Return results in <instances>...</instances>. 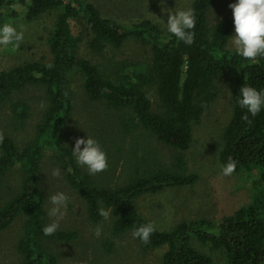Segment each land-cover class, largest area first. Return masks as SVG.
Wrapping results in <instances>:
<instances>
[{"label": "trees", "instance_id": "obj_1", "mask_svg": "<svg viewBox=\"0 0 264 264\" xmlns=\"http://www.w3.org/2000/svg\"><path fill=\"white\" fill-rule=\"evenodd\" d=\"M213 1L189 2L196 27L191 30L193 43L186 44L151 19L125 25L103 16L88 0L27 4L0 0V26L17 18L29 23L56 13L45 38L49 56L0 71V109L9 111L11 132L25 134L21 140L6 134L0 143V232L23 218L15 246L21 258L18 264H59L48 243L78 238L75 231L63 228L50 236L43 233L51 223L47 208L51 188L41 179L47 151L61 168L67 187L84 201L90 222L104 219L101 208L112 209L110 236L118 237L148 223L136 208L137 197L198 181L185 153L193 143V127L211 114L222 94L227 95L228 118L215 159L225 166L231 158L236 161L235 172L253 173L249 201L219 220L201 217L170 230L155 227L149 243L136 238L137 244L143 251L164 246L161 264H214L210 254L193 246L192 239L210 251H222L226 264H264V106L255 117L248 114L243 120L247 110L238 103L243 85L264 91V57L253 62L228 47L234 19L208 25ZM18 5L23 7L21 14L15 10ZM76 23L81 26L79 33L73 31ZM84 38L89 57L80 53ZM41 39L37 36V41ZM128 43L140 47L141 54H114ZM31 87L37 88L39 106L32 129L27 127L35 109L27 96ZM77 100L95 113L94 120H73L74 111L80 110ZM73 124L99 142L108 156L107 170L92 175L76 162L74 141L66 143ZM12 171L17 174L13 187L4 180ZM110 239L101 244L108 253L114 247Z\"/></svg>", "mask_w": 264, "mask_h": 264}, {"label": "rangeland", "instance_id": "obj_2", "mask_svg": "<svg viewBox=\"0 0 264 264\" xmlns=\"http://www.w3.org/2000/svg\"><path fill=\"white\" fill-rule=\"evenodd\" d=\"M29 1L31 0H25L26 4ZM88 1L97 7L103 16L114 18L125 25H131L133 22L147 18L158 23L163 30H167L168 13L165 11L186 9L191 0H163V4L161 0ZM235 2L237 0H214L207 14L208 25L212 26L223 18H233L232 9L229 5ZM164 8H166L165 11H163ZM15 10L21 14L23 7L18 5ZM52 15H43L29 23L24 22L21 18L11 21V24L18 31L23 28V43L20 42L18 46L15 43L0 46V71L18 65L24 60H38L41 56H49L45 38L52 24ZM80 29V24L76 23L73 31L79 33ZM232 34L234 35L235 32ZM37 36L42 37V39L37 41ZM231 39L228 47H233ZM20 46L23 47L20 48ZM141 52L140 47L128 43L122 49L115 51L114 54L125 57L128 55L137 56ZM80 53L86 57L91 54L86 48L85 38L80 44ZM110 54H105V57ZM74 86L78 88V80ZM27 96L35 103V109L33 108L32 115L27 121V127L32 129L39 119L36 100L37 88L31 87ZM82 97L84 98L83 95ZM78 100L80 101V99ZM78 100L76 101L77 105ZM227 104V95L222 94L217 102L211 106V114H205L200 123L193 127V143L185 153V157L188 168L198 174V181L191 186L167 188L158 194H143L136 198L135 205L138 212L148 223H153L156 228L170 230L182 221L201 217L219 220L220 215L230 213L249 201L251 195L250 181L253 178V173L248 176L244 171H237L230 176H223L221 173L223 166L215 159L220 135L228 118ZM78 107L80 110L74 111L73 120L79 122L88 121L90 118L91 120L95 119V113L91 112L90 109L80 105ZM8 114L7 108L0 109V130L3 131L4 135L12 133L11 136L21 140L25 134L11 132ZM100 114L96 115L99 116ZM100 117H106L107 120L110 118L107 115ZM88 131L93 132L92 129ZM27 132L29 133L30 130L27 129L25 133ZM87 133L85 129H80V126L73 124L66 143L74 141L75 144L77 138L86 139L88 138ZM159 153L163 154V151L160 150ZM57 168L61 169L54 163L51 153L47 151L42 161L41 179L46 188H51L49 198L58 192H63L69 198L67 214L60 221L59 228L72 230L78 234V238L72 242L56 243L53 241L48 243L58 255L59 264H161L162 254L166 250L164 246L143 251L139 249L137 239L133 237L130 231H126L118 237L110 236L113 215L98 223L90 222L87 219L84 201L67 187L68 184L63 179L61 170L58 177L52 175L53 170ZM16 177L17 174L12 171L5 174L4 180L13 187L17 182ZM47 206L49 213V209L52 207L49 199ZM49 218V222H52L53 218L50 216ZM22 220V217L16 218L10 226L0 232V264H18L20 262L21 258L15 246L21 234ZM98 226L101 228L99 237L95 235V229ZM110 238L114 242L112 253H108L107 249L101 245L104 241L111 240ZM191 242L196 249L210 254L214 264H226V258L222 251H210L208 246L202 245L194 239Z\"/></svg>", "mask_w": 264, "mask_h": 264}, {"label": "clouds", "instance_id": "obj_3", "mask_svg": "<svg viewBox=\"0 0 264 264\" xmlns=\"http://www.w3.org/2000/svg\"><path fill=\"white\" fill-rule=\"evenodd\" d=\"M163 4V0H161ZM232 9V15L235 25V34L231 36V44L235 48L237 54L246 60L257 61L258 57H264V0H237V2L229 5ZM166 8L163 9L165 11ZM168 13L167 31L173 34L178 40L186 44H192L195 33L191 31L196 27V16L191 8L180 9L177 11H165ZM216 22V20H215ZM24 31L21 28L17 30L11 23H4L0 26V46H8L14 44L19 45L23 41ZM241 98L238 103L241 108L247 110L242 117L248 120V114L255 117L260 113L264 106V91L257 90L250 85H243L240 89ZM4 133L0 130V143H3ZM83 145V148H81ZM72 155L76 158L79 165L86 166L89 174L103 172L108 168V156L102 149L99 142L88 136L85 140L77 138L75 140ZM236 170V161L229 159L228 163L222 167L223 176H230ZM53 176H59L60 170L54 169ZM52 207L49 209V216L53 218L52 222L43 228L46 236L54 234L60 226V221L67 214L68 196L63 192L53 194L49 198ZM99 215L106 220L112 215V209L105 210L101 208ZM153 223L149 222L137 227L132 235L138 238L142 243L150 242V237L155 231ZM101 228L95 229V235L99 237Z\"/></svg>", "mask_w": 264, "mask_h": 264}]
</instances>
